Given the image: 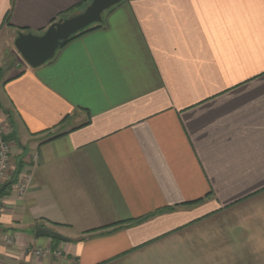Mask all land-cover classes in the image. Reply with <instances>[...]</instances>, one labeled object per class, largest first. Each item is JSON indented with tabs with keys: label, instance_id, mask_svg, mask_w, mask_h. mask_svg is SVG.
<instances>
[{
	"label": "crops",
	"instance_id": "1",
	"mask_svg": "<svg viewBox=\"0 0 264 264\" xmlns=\"http://www.w3.org/2000/svg\"><path fill=\"white\" fill-rule=\"evenodd\" d=\"M90 1L0 0V117L28 184L0 187V264H264V0H122L23 62L18 32Z\"/></svg>",
	"mask_w": 264,
	"mask_h": 264
},
{
	"label": "water",
	"instance_id": "2",
	"mask_svg": "<svg viewBox=\"0 0 264 264\" xmlns=\"http://www.w3.org/2000/svg\"><path fill=\"white\" fill-rule=\"evenodd\" d=\"M122 0H91L83 10L60 18L51 23L41 34L18 32L14 46L29 67L36 68L52 59L60 46L67 40L94 23H101L102 13ZM37 237H47L67 242L69 237L40 226L36 228Z\"/></svg>",
	"mask_w": 264,
	"mask_h": 264
},
{
	"label": "built area",
	"instance_id": "3",
	"mask_svg": "<svg viewBox=\"0 0 264 264\" xmlns=\"http://www.w3.org/2000/svg\"><path fill=\"white\" fill-rule=\"evenodd\" d=\"M23 62L26 64L24 60ZM5 127H6L5 122L0 117V187L5 182L9 181L11 188H13L16 191L17 196L21 198L25 194L28 186L26 175L18 174L17 178H14L15 168L12 166L10 162L11 144L9 140L6 138ZM0 212H1V203H0ZM5 242L6 244L10 245L12 243V240L10 237H5ZM32 252L35 255H43V254L52 255L57 259L62 257V252L58 249L55 250H51L49 248L45 250L33 249Z\"/></svg>",
	"mask_w": 264,
	"mask_h": 264
},
{
	"label": "trees",
	"instance_id": "4",
	"mask_svg": "<svg viewBox=\"0 0 264 264\" xmlns=\"http://www.w3.org/2000/svg\"><path fill=\"white\" fill-rule=\"evenodd\" d=\"M85 6H86V5H77V6H75V7H72L70 10H68V11L62 13L61 15H59V17H58L56 20H58V19H60V18L68 17L69 15H71V14L74 13V12L77 13V12L83 10V9L85 8ZM111 8H112V7H111ZM111 8H109V9H111ZM109 9H108V10H109ZM108 10H106V11H108ZM100 26H101V23H94V24H92V25L89 26L88 28H86V29L82 30L81 32H79V33H77V34L71 36V37L67 40V42L64 43L62 46H60L59 48L63 47L64 45H66L68 42H70L71 40L75 39L76 37H78V36H80V35H82V34H84V33H86V32H89V31H91V30L97 29V28H99ZM59 48H58V49H59ZM0 72H1V70H0ZM2 191H3V190H2ZM2 191H1V192H2ZM53 240L58 242V240H56V239H53Z\"/></svg>",
	"mask_w": 264,
	"mask_h": 264
},
{
	"label": "clouds",
	"instance_id": "5",
	"mask_svg": "<svg viewBox=\"0 0 264 264\" xmlns=\"http://www.w3.org/2000/svg\"><path fill=\"white\" fill-rule=\"evenodd\" d=\"M255 207L258 209L257 214L264 216V211H261V210H264V204H259V205H256Z\"/></svg>",
	"mask_w": 264,
	"mask_h": 264
},
{
	"label": "rangeland",
	"instance_id": "6",
	"mask_svg": "<svg viewBox=\"0 0 264 264\" xmlns=\"http://www.w3.org/2000/svg\"><path fill=\"white\" fill-rule=\"evenodd\" d=\"M74 13H76V12H74ZM74 13H72V14H74ZM102 15H104V13H102Z\"/></svg>",
	"mask_w": 264,
	"mask_h": 264
}]
</instances>
